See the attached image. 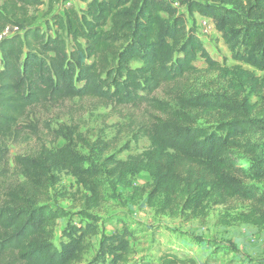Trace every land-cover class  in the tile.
<instances>
[{
  "label": "trees",
  "instance_id": "16d2710c",
  "mask_svg": "<svg viewBox=\"0 0 264 264\" xmlns=\"http://www.w3.org/2000/svg\"><path fill=\"white\" fill-rule=\"evenodd\" d=\"M75 1L82 7L63 6L38 24L32 10L43 0H0V264H184L169 253L140 256L127 217L119 233L100 230L95 213L108 203V181L123 164L113 156L84 157L76 147L103 154L105 142L78 135V144L67 139L54 152L40 144L25 155H12L10 147L26 137L25 121L38 106L75 99L146 106L157 114L150 139L165 153L148 199L167 191L168 178L187 185L198 177L222 197L264 208L258 186L264 181V145L252 142L264 136V107L252 115L236 94L192 84L198 61L214 71L219 66L168 0ZM179 5L221 34L233 60L264 72V0H246L240 13L199 0ZM162 88L169 89L167 101L155 98ZM209 165L212 175L201 172ZM56 169L84 189L74 212L51 201ZM65 219L71 225L60 229L56 241ZM95 238L97 247L87 258Z\"/></svg>",
  "mask_w": 264,
  "mask_h": 264
},
{
  "label": "rangeland",
  "instance_id": "374dc122",
  "mask_svg": "<svg viewBox=\"0 0 264 264\" xmlns=\"http://www.w3.org/2000/svg\"><path fill=\"white\" fill-rule=\"evenodd\" d=\"M168 1L174 4L178 14L183 15L186 27L198 35L210 58L219 66L214 71L198 61L199 72L190 79L192 84L209 86L213 92L223 89L236 94L246 101L252 115L264 107V72L233 60L221 34L202 17L188 15L186 6L179 5L183 0ZM199 1L239 13L244 12L246 2ZM68 5L82 7L75 0L64 5L48 4L43 0L32 13L41 24ZM168 92V88H162L155 93V98L167 101ZM153 116L157 114L146 106L108 105L92 99L38 106L31 110L25 121L26 137L10 147L11 154L32 153L40 144L54 152L67 139H73L75 143L78 135L91 142L100 139L108 148L103 154L89 153L80 145L76 150L93 159L113 156L123 164L122 172L108 181V203L95 213L102 232L119 233L124 222L122 218L127 217L130 230L137 233L133 245L140 256L157 259L160 254L169 253L184 260V264H264V208L222 197L198 177L191 178L187 185L168 178L167 191L148 199V190L158 176L159 164L165 154L150 139ZM252 142L264 145V136L257 135ZM206 170L201 172L212 175L215 171L212 165ZM54 174L57 183L51 193L52 203L74 212L83 187L64 170L56 169ZM258 186L264 190V181ZM66 220L58 223L56 241L60 229L71 225ZM69 222L74 225L78 219ZM97 244V238L93 239L87 258H91ZM215 247L220 249L218 254H215Z\"/></svg>",
  "mask_w": 264,
  "mask_h": 264
},
{
  "label": "built area",
  "instance_id": "2783aa9c",
  "mask_svg": "<svg viewBox=\"0 0 264 264\" xmlns=\"http://www.w3.org/2000/svg\"><path fill=\"white\" fill-rule=\"evenodd\" d=\"M15 31H16L15 28H13V29H11V30L6 29L5 32L3 33V35H7V34H9V33H13V32H15Z\"/></svg>",
  "mask_w": 264,
  "mask_h": 264
}]
</instances>
